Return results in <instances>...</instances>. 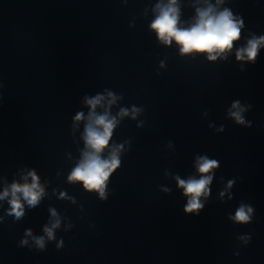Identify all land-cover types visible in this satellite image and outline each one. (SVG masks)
<instances>
[{"label":"water","instance_id":"1","mask_svg":"<svg viewBox=\"0 0 264 264\" xmlns=\"http://www.w3.org/2000/svg\"><path fill=\"white\" fill-rule=\"evenodd\" d=\"M169 3L0 0V264H264V43L237 59L264 37V0H175L179 29L209 8L242 21L215 60L158 37ZM100 116V158L120 162L103 197L69 179ZM202 158L217 166L186 213L178 180H199ZM33 173L35 205L12 194Z\"/></svg>","mask_w":264,"mask_h":264},{"label":"clouds","instance_id":"2","mask_svg":"<svg viewBox=\"0 0 264 264\" xmlns=\"http://www.w3.org/2000/svg\"><path fill=\"white\" fill-rule=\"evenodd\" d=\"M175 0H170L169 6L162 9L160 15L153 22L152 28L157 32L158 37L165 43L170 44L175 40L180 45L181 53L189 52H207L210 60H215L217 55L230 51L233 42L240 38V23L233 20L231 13L225 10L217 15L212 14V9L198 12V20L195 25L189 29H179L177 9L173 6ZM264 43V37L260 40L249 41L248 47L237 52V59H243L245 56L249 60H254L257 54L258 47ZM100 98L91 100L89 103L94 108L99 103ZM238 102L233 104L237 107ZM82 113H78L76 119L81 118ZM239 123H243L239 113H233ZM95 124L102 128L98 131L96 128L89 126L86 129V143L92 149L91 153H85L81 164L73 170L70 175V180L80 181L88 190H97L103 197V188L105 182L108 180L112 172L119 167V160L113 154L110 160H102L99 153L103 151L108 145L112 129L114 127L113 121L107 119L106 116H100L95 119ZM217 166V161L202 158L199 164L198 171L202 174L199 180L189 179L188 181L178 180V185L183 188L184 195L190 197L185 207L186 213L197 212L202 209L203 205L199 202V198L207 191V186L210 184L212 177L204 175L210 172L211 169ZM32 185H13L12 194L16 197V193L20 192L29 204L35 205L38 202L39 194L36 191L38 188L37 177L33 173ZM7 191L3 195H7ZM13 206L12 211L17 217L23 213L20 210L21 204L18 198L11 201ZM251 212V209H248ZM233 219L240 222L247 221L248 216L244 207H240ZM49 238H51V230L46 229ZM42 246L43 240L37 241Z\"/></svg>","mask_w":264,"mask_h":264}]
</instances>
